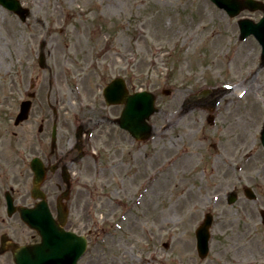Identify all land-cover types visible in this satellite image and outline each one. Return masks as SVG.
<instances>
[{
	"label": "rangeland",
	"instance_id": "1",
	"mask_svg": "<svg viewBox=\"0 0 264 264\" xmlns=\"http://www.w3.org/2000/svg\"><path fill=\"white\" fill-rule=\"evenodd\" d=\"M19 1L24 21L0 6V138L12 126L8 116L17 110L28 73L41 74L50 113L54 95L61 97L59 110L68 123L71 113L92 109V197L82 198L70 215L75 230L92 229L91 251L81 262L264 264L259 220V208H264V148L259 139L264 65L256 39L240 40L237 25L241 17L257 21L262 12L244 9L229 17L210 0ZM41 43L44 71L37 65ZM117 76L130 90L155 95L158 110L149 119L155 127L194 90L216 85L225 97L210 113L189 111L188 103L189 112L176 125L155 129L161 136L135 141L102 120L121 111L120 105H106L102 96V87ZM208 114L216 115L215 125ZM185 149L189 153L161 173L142 203H133L143 188L141 179L165 164L171 153ZM114 153L113 162L122 157V168H111ZM243 186L256 191L260 204L243 197ZM231 190L238 200L229 205L226 194ZM215 194L220 198L213 204ZM126 204L122 229L111 230ZM206 211L214 221L209 253L201 259L195 228ZM0 264H14L11 255L1 256Z\"/></svg>",
	"mask_w": 264,
	"mask_h": 264
},
{
	"label": "flooded vegetation",
	"instance_id": "2",
	"mask_svg": "<svg viewBox=\"0 0 264 264\" xmlns=\"http://www.w3.org/2000/svg\"><path fill=\"white\" fill-rule=\"evenodd\" d=\"M40 75H26L25 99H31L28 118L13 123L3 133L5 142L0 143V251L38 241V235L24 222L21 208L32 209L41 203L53 215L59 208L70 214L79 208L82 198L92 197V115L71 113L68 123L56 109L50 113L49 95H43ZM54 100L62 105L61 97L54 95ZM116 158L114 153L111 168H122V157L113 162ZM35 164L44 173L38 182ZM65 228L75 229L69 217Z\"/></svg>",
	"mask_w": 264,
	"mask_h": 264
},
{
	"label": "water",
	"instance_id": "3",
	"mask_svg": "<svg viewBox=\"0 0 264 264\" xmlns=\"http://www.w3.org/2000/svg\"><path fill=\"white\" fill-rule=\"evenodd\" d=\"M219 6L224 7L230 15H235L244 6L250 8L257 7V3L252 0L238 1V0H213ZM0 2L21 15L23 10L20 8L16 0H0ZM264 7V5H263ZM242 30V36L253 32L263 44L264 58V17L258 22L254 23L248 19L239 21ZM115 92H113L114 94ZM105 95L109 99L108 89ZM146 92L136 93L127 96L125 94V108L122 113L121 125L127 127L135 137H142L145 132L150 130L145 122V119L152 112V101L148 107L149 102L146 100ZM116 98L118 95L115 96ZM115 100V99H114ZM139 104L138 106H136ZM261 140L264 145V126L261 132ZM51 221V219H50ZM211 217L207 215L204 223L197 229L199 245L206 247V240L208 237L207 228L210 225ZM52 224V225H51ZM38 229L42 235L41 242L36 245L23 246L14 250V260L16 264H74L77 258L82 254L85 240L69 232H63L49 223L50 227L45 231L39 226L32 224ZM48 225V226H49Z\"/></svg>",
	"mask_w": 264,
	"mask_h": 264
},
{
	"label": "bare ground",
	"instance_id": "4",
	"mask_svg": "<svg viewBox=\"0 0 264 264\" xmlns=\"http://www.w3.org/2000/svg\"><path fill=\"white\" fill-rule=\"evenodd\" d=\"M1 85H2V84L0 83V89H1ZM1 91H2V89L0 90V92H1Z\"/></svg>",
	"mask_w": 264,
	"mask_h": 264
}]
</instances>
